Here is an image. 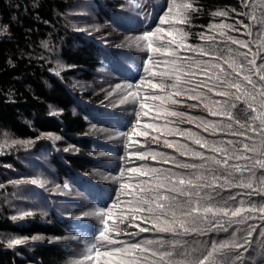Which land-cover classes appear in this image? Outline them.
I'll list each match as a JSON object with an SVG mask.
<instances>
[{
	"label": "trees",
	"instance_id": "16d2710c",
	"mask_svg": "<svg viewBox=\"0 0 264 264\" xmlns=\"http://www.w3.org/2000/svg\"><path fill=\"white\" fill-rule=\"evenodd\" d=\"M78 1L0 0V129L38 145L44 142L42 134L62 137L75 149H51V166L61 181L84 192L93 183L92 171L103 167L104 156L116 162L124 152L96 138L89 126L111 127L112 110L98 105L101 99L90 92L71 87L70 77L90 81L120 61L101 38L67 26L63 16ZM89 1L99 21L115 25L119 7L138 4ZM159 3L153 0L151 5ZM191 3L186 14L190 27L184 24L182 38L189 47L178 50L179 75L154 77L165 85H156V110L135 137L134 155L122 175L120 167L109 166L122 181L119 200L133 215L129 233L137 247L131 251V264H259L251 255L262 225L253 218L254 211L264 208V49L254 42L240 55L226 49L225 42L214 46L213 38L205 36L212 23L231 20L238 12L246 15L245 0ZM51 51L67 68L54 71ZM229 52L235 53V65L223 58ZM203 59L210 66H198ZM123 63L135 73L142 68L126 57L118 64ZM171 65L169 60L166 66ZM129 125L123 120L115 128L122 135ZM3 166L10 167V174L21 167L12 152L0 155V170ZM4 175L0 171V182ZM2 193L0 232L63 237L71 230L73 218L56 208H48L44 217L34 214L15 221ZM93 202L105 210L94 197ZM81 207L78 215L87 216L91 207ZM91 223L94 233H100ZM69 256L64 242L43 239L10 247L0 240V264H68Z\"/></svg>",
	"mask_w": 264,
	"mask_h": 264
},
{
	"label": "rangeland",
	"instance_id": "374dc122",
	"mask_svg": "<svg viewBox=\"0 0 264 264\" xmlns=\"http://www.w3.org/2000/svg\"><path fill=\"white\" fill-rule=\"evenodd\" d=\"M137 1L138 4L135 7L130 3L119 7L121 11L115 15L117 25L111 21H99L96 10L89 0L74 2L63 16L67 26L73 31L101 38L112 47L115 50L113 55L117 56L120 63L126 57L127 60L138 61L142 67L132 76L131 72L126 74L116 72L121 68L117 66V62H114L109 69L99 71L90 81H84L76 76L70 77L71 87L74 90L90 92L101 99L98 105L116 111L133 124L126 134L122 135L110 127L89 125L96 138L109 144L112 149L120 148L124 152L116 162H113L115 160L113 156H104L103 167L92 171L94 176L92 177L101 181V186L109 196H114L115 202H110L105 210L99 211L89 202L84 192L77 190L66 180L61 181L56 175L50 163V150L66 152L75 149L74 146L66 145L62 137L45 133L42 134L43 144L41 142L38 145L29 140L17 139L0 129V155L15 153L21 166L12 174L8 171L10 167L3 166L0 170L5 174L2 177H6L0 182V191L4 196L3 204L12 218L19 221L34 214L44 217L48 213V208H56L64 216L71 217L76 222L73 229L63 237H45L40 234L24 237L0 232V240L5 245L28 246L34 242L49 239L64 242L69 247L68 264H131L130 254L135 252L137 247L134 244L136 242L131 241V233H129V228L132 226L129 220L133 215L127 212L128 209L123 200H119L122 193L119 183L122 181L112 174L114 171H111L109 166L120 167L122 175L128 166V161L134 155L132 147L137 144L134 141L135 137L140 134L141 128L147 126L150 114L156 110L159 94L155 91L156 85H165L164 81L157 83L154 77L165 78L166 75L174 77L179 75L178 50L182 46L189 47L182 38L186 33L184 24L187 23L186 26L190 27L186 14L192 7L191 0H160L158 7H152L153 0ZM245 1L248 16L246 20L242 19L246 16L245 13L238 12L231 20L218 21L209 26L205 36L213 38L214 46L225 42L228 44L226 49L232 47L240 55H243L242 48L250 47L254 42L260 44V50L264 49V0ZM176 41L178 43H174ZM197 48L194 47L196 52L201 50ZM203 48L204 53L209 52V49L204 46ZM51 53L54 71L67 68L62 60L53 57L55 54L53 51ZM223 58L227 60L228 65L232 66L236 63L235 53L229 52ZM169 60L172 65L167 67ZM202 62L199 61L197 65L210 64L206 63L205 59ZM127 77L131 81H127ZM100 118L107 120L106 117ZM126 150L130 152L125 153ZM90 189L93 188L90 187ZM83 204L91 207L89 212L84 213L88 214V217L78 215ZM254 216L253 218L262 225L259 229L261 234L257 238L258 245L256 249L253 247L256 252H253L251 257L254 263L258 261L257 263L264 264V261L263 263L260 261V258L264 256V208L263 211H254ZM89 217L97 221L95 223L102 228L101 233L95 235L93 229L86 224ZM239 252L238 249L236 253ZM185 258L183 257L184 260Z\"/></svg>",
	"mask_w": 264,
	"mask_h": 264
}]
</instances>
